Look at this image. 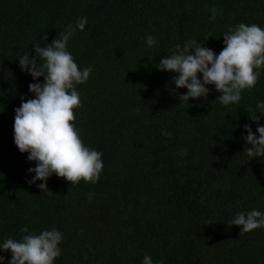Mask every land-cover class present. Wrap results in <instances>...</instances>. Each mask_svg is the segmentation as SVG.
<instances>
[{"label": "trees", "instance_id": "trees-1", "mask_svg": "<svg viewBox=\"0 0 264 264\" xmlns=\"http://www.w3.org/2000/svg\"><path fill=\"white\" fill-rule=\"evenodd\" d=\"M79 17L88 24L69 51L93 72L77 86L74 123L104 153V169L95 184L53 174L52 193H42L13 138L15 108L34 98L18 59ZM238 23L264 27V0H0V242L25 227L58 228L56 264H142L146 254L158 264H264V228L226 225L236 212L264 210V157L251 159L242 139L244 124L257 127L249 115L264 100V68L239 104L225 106L212 85L206 100L180 101L187 89L156 67L194 40L218 54Z\"/></svg>", "mask_w": 264, "mask_h": 264}, {"label": "clouds", "instance_id": "clouds-1", "mask_svg": "<svg viewBox=\"0 0 264 264\" xmlns=\"http://www.w3.org/2000/svg\"><path fill=\"white\" fill-rule=\"evenodd\" d=\"M87 24V17H79L74 24L66 26L59 38L56 36L43 46L38 41L32 44L35 55L29 49L18 59L21 71L32 77L29 92L34 98L21 97L20 106L15 108L13 138L18 150L28 154L27 161L35 163V167L27 170L34 173L27 182L36 185L42 193H52L47 181L53 174L71 184L81 180L95 184L104 169V153L85 144L81 130L74 123L75 110L82 107L77 86L87 83L93 68L81 69L68 45ZM222 36L224 46L218 54L203 46L205 38L177 44L170 55L160 58L156 67L174 73L171 83L176 89H187L179 95L180 101L206 100L212 91L208 86L212 85L221 93L217 97L219 102L229 106L239 104L242 93L256 86L260 69L264 68V27L238 23ZM43 39L47 41V36ZM157 44L156 36L146 37L147 47ZM40 77L44 78L43 82L39 81ZM256 109L249 115L257 125L255 132L250 124L242 126L246 133L242 139L248 145L245 150L251 159L264 157V124L260 123L264 118V100L257 102ZM163 134L171 135L167 130ZM226 225L241 226L242 233L264 228V210L236 212ZM23 232L19 239L9 237L0 242V252L10 253V258L0 254V264H56L62 255V231L45 228L34 232L25 227ZM142 264L158 262L146 254Z\"/></svg>", "mask_w": 264, "mask_h": 264}]
</instances>
